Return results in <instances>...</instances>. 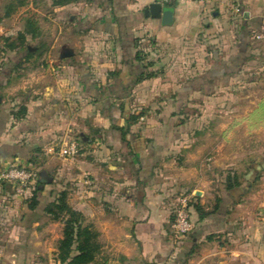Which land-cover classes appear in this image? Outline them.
<instances>
[{
	"label": "crops",
	"instance_id": "obj_1",
	"mask_svg": "<svg viewBox=\"0 0 264 264\" xmlns=\"http://www.w3.org/2000/svg\"><path fill=\"white\" fill-rule=\"evenodd\" d=\"M153 1L156 0H112L111 6L106 8L94 1L83 11L73 3L51 6L45 2L52 8L48 16L65 12L69 7L77 10L78 16L72 14V18H76L74 25L77 24L72 28L73 34L88 41L79 50L80 54L57 60V82L49 83L44 91L40 90L39 102L26 103L28 113L20 121L10 122L6 108L0 103V127L2 123L6 124L0 131V168L9 165L11 155L22 154L21 143L53 132L57 138L55 146L42 148L48 154L46 168L52 169L64 189L63 177L79 180L76 183L79 185L82 176L89 174L91 188L99 190L100 210L111 216L105 221V229L115 232L117 227L112 220H119L127 229V238L134 239L142 254L150 257L152 262L167 255L164 264H264V134L259 133L264 131V90L257 98L242 95L241 87L233 86L239 82L235 80L242 78V73L233 66L230 73L217 66L227 58L235 62L243 52L261 50L264 54V0H173L165 4L173 8L172 20L168 24H163L160 18L144 15L143 9ZM245 21L250 32L248 45L239 54L241 28ZM146 36L153 37L155 49L164 56L173 57L167 72L173 79L168 83L169 88L176 97L168 99L170 109L182 107L189 110L191 106H198L201 112H205L203 116L209 111L229 108L232 111V118L222 125L231 127L230 142L223 140L228 146L216 156L207 158L215 161L209 165L206 163L216 172L215 188L208 179H202L201 185H193L189 194L192 227L179 248L170 241L171 210L164 203L165 193H161L172 178L161 172L160 159L175 153L181 145L185 154H193L204 144L203 133H207L206 127L212 126L213 122L201 115L200 128L196 130L199 139L196 141L186 135L183 141L177 142L179 145L174 146L177 137L161 136L162 124L158 120L142 126L137 124L136 130L131 125L130 130L139 135L134 158L116 131L102 132L104 139L98 136L99 130H107L111 124L107 116L108 103L117 105L128 96V103L131 100V104H135L138 95L134 97V93L146 83L143 80L132 85V77L137 72L133 61L134 40L138 38L140 42ZM255 59L253 56L250 62H257ZM112 71L117 74L111 77L109 73ZM252 75L249 73L245 79L255 84L260 78L248 81ZM225 79L232 81L225 83ZM229 84L233 86L230 88L232 97L229 103H225L223 92ZM249 89L254 93L255 87ZM91 94L101 96L98 107L89 99ZM209 94H214V98ZM246 96L248 102L242 103L240 99ZM215 117L213 126L216 127L221 121L218 114ZM19 124L23 131L18 135L10 133V128ZM171 126L175 127L174 124ZM193 126L194 121H189L179 129L190 131ZM240 128H247L246 136L241 138L238 136ZM69 140H79L85 148L82 147L81 153L74 157L58 155V148ZM137 160H140L141 168ZM193 169L190 167L189 172ZM199 170L203 168L199 167ZM141 180L146 191L142 201L143 192L138 196L139 191L133 188ZM103 184L115 186L120 193L125 192L128 200L118 205L116 201L113 204L107 200L103 202ZM196 190L199 193L195 196L193 192ZM133 191L136 197L129 195ZM0 200L11 206L14 204L17 210L14 224L18 225L20 232L30 226V236L35 230L33 225L39 222L22 220L24 207L31 212L27 203L22 199L17 203L18 197L12 187L0 195ZM195 205L201 207L203 216ZM84 209L80 210L85 214ZM86 212L89 214L90 210ZM15 228L12 232H16Z\"/></svg>",
	"mask_w": 264,
	"mask_h": 264
},
{
	"label": "rangeland",
	"instance_id": "obj_2",
	"mask_svg": "<svg viewBox=\"0 0 264 264\" xmlns=\"http://www.w3.org/2000/svg\"><path fill=\"white\" fill-rule=\"evenodd\" d=\"M12 1L15 6L14 10L7 19L0 23V72L3 64L7 62L11 51L9 50L11 42L19 43V40L16 38L17 28L22 27L26 20L33 22L39 32L42 33L43 40L46 43V48L41 53L22 61L20 68L12 76V81L10 78L6 85L0 87V103L6 108L10 122L11 120L17 122V118L12 113L17 112L21 116L27 114L29 106L26 103L29 104L32 100L39 102L41 96L40 90L44 91L49 83L54 84L57 82L59 69L56 66V62L61 55L70 50L73 51L74 55L80 54L79 50H82L86 46V41L88 40L85 37H79L73 34L74 30L72 28L77 24L74 25L76 18H72V14L78 16L77 10L74 8L69 7V10L58 14L56 12L55 16L52 17L48 16L52 8L46 5L44 0ZM7 2H11V0H0V5ZM141 42L143 44L145 43V52L149 55V60L152 61V66L149 69L151 76L145 79L146 83L142 85V89L134 93V97L136 94L139 96L135 97V104L132 105L131 100H129V107L133 114L138 116L137 120L132 124V129L136 130L135 125L137 124L142 126L150 121L158 120L162 124V127H160L161 132H159L161 136H168L170 134L173 137H177L172 146L175 144L179 145L180 143L177 142L183 141V136L186 135H191L197 141L200 136L196 130L200 128V116H203L205 112H201L198 106H191L189 110H184L182 107L176 110L170 109L167 101L168 99L171 100L176 97L171 91L172 89L169 88L168 83H172L173 79L169 78L167 72L169 68L168 63H170L173 57L169 55L164 56L159 50L155 49V40L152 36H146ZM257 53L256 51L249 53L243 52L235 62H231V59L227 58L222 60L223 62L221 64L217 63L218 68L229 73L232 70V66L234 70H239L242 73V78L235 80L239 82H236L233 86L239 85L241 87L240 92L243 93L242 95L248 94L247 96L252 98L260 97L264 90V54L261 50H258ZM253 56L257 62H250ZM249 73L260 74V79L255 84H250L245 79ZM224 81L225 83H229L232 80L225 79ZM250 86L255 87L254 93L249 89ZM228 87L223 92V101L225 103H229L232 97V89H230L232 87L230 84ZM163 88L168 89H164V91ZM213 95L209 94L210 97L214 98ZM247 96L241 98L240 101L242 100V103H247ZM180 101L182 102V97ZM240 113L242 112L240 111ZM216 114H218L221 122L215 127L213 125ZM203 117L209 118L210 122H213V125L206 127V134L203 130L204 136L202 138H204V144L200 146L201 148L196 149L193 154H185L181 145L180 149H177L175 153L167 154V158L160 159L161 172H166L165 174L172 178L171 183L165 185L166 190L161 192L165 193L164 203L171 210V219L174 218L175 211L181 207L190 216L189 194L192 193L193 185H201L202 179H208L212 188H215L217 179L216 172L214 169H210V166H206V163L209 165L211 161H215L207 158L216 156L230 142L229 136L232 133L229 131L231 127L227 128L222 126L225 124V121L232 118L230 108L225 111H209L207 112V116L204 115ZM189 121H194L195 123V126L191 127L190 131H182L179 129L182 128L184 123ZM172 124L175 125L174 128L171 126ZM246 130L247 128H240L238 136L241 138L247 134ZM259 133L264 134V131L262 130ZM223 140L228 142L225 143ZM78 143L79 150L82 151V147L85 148V144H82V142ZM234 146H237V144H234ZM190 167L195 168L191 173L189 172ZM199 167H202L203 170L200 171ZM206 169L207 171L205 172ZM81 179L79 185H76L79 180L71 181V179L65 177L62 178V182L67 191V202L76 210L85 208L84 224L89 225L91 230L96 234L94 239L96 244L94 259L89 264H154L150 257L142 254L140 247L135 244L134 239L127 238V229L123 228L124 225H121L119 220H112L117 227L115 232L105 229V221L111 219V216L106 211L103 212L100 210L102 206L99 190L91 188L89 174L85 173ZM12 184L14 186V183ZM198 193L199 190L193 192L195 196ZM28 200L27 198H22L23 203H28ZM24 209L25 207L22 209L23 221L25 219L29 223H34L35 221L39 223L38 225H33L35 230H33L30 236L28 235L26 244L23 247L18 250L7 248L0 250V264H48L52 250L62 237V220H54L51 215L30 212ZM88 209L90 210L89 214L86 212ZM185 236L182 238L172 237L170 241L174 247L179 248ZM12 238L16 237L13 236ZM183 258L184 256L182 255L181 259Z\"/></svg>",
	"mask_w": 264,
	"mask_h": 264
},
{
	"label": "trees",
	"instance_id": "obj_3",
	"mask_svg": "<svg viewBox=\"0 0 264 264\" xmlns=\"http://www.w3.org/2000/svg\"><path fill=\"white\" fill-rule=\"evenodd\" d=\"M98 2L102 7L111 6L112 0H44L48 2L51 6H64L65 4L73 3L77 9L83 11L87 5L92 2ZM13 1L7 2L0 5V23L10 16V13L14 10ZM240 35V47L239 54L242 53L246 46L248 45L249 30L247 29V22H243ZM17 40L19 43L11 42L9 48L10 53L7 58V62L3 64L0 72V85H5L7 81L18 71L21 66L22 61H25L35 54L41 53L46 48V43L43 40V35L37 27L33 24L31 20H26L22 27L17 28ZM143 41V40H142ZM155 45V44H154ZM145 43L139 42L138 38L134 40V56L133 61L136 65V74L132 77V85L137 84L140 81L145 80L147 77L151 76L149 69L152 66V61L149 60V55L145 52ZM155 48V47H154ZM241 55V54H240ZM62 59H66L63 57ZM117 72L112 71L109 75L112 77L116 75ZM259 75H252L248 81L258 80ZM85 80V79H84ZM128 97V96H124ZM100 105L101 96L90 95L89 99ZM123 99L115 103H108L107 116L110 117L111 124L107 130L98 131V136L103 137L104 131H116L124 141L126 150L131 153V155L136 156L137 152V142L139 135L132 132L130 129L133 122L138 118L131 111L128 103V99ZM21 110V109H20ZM24 110V109H23ZM12 115L17 118V121L23 118L17 112L12 113ZM6 127L5 123L1 124L0 131ZM33 128V127H32ZM13 133L18 135L23 131L22 125H16L10 128ZM104 139V137H103ZM138 139V140H137ZM80 142L79 140H77ZM104 141V140H103ZM57 142L56 134L50 132L45 135H40L38 137L30 138L29 140L20 144L23 152L21 155H11L9 157L8 163L11 166L18 168H23L25 170H31L36 173V179L31 183L24 194H18L15 192L14 186L11 182L0 179V195L8 191L9 187H12L14 193L18 197L17 203L23 197L28 200V208L32 212H42L51 215L54 220L60 219L63 221L62 237L59 239L57 245L52 250L50 262L48 264H89L94 259V254L96 250V244L94 242L96 234L91 230L89 225L84 224V213L81 210H76L69 205L67 202V191L63 188L61 182H59L52 169L46 168V161L48 154L42 150L43 147L55 146ZM77 144V152L70 157H74L79 153V147ZM0 154H2V148L0 147ZM135 154V155H134ZM139 167L141 168L140 160H137ZM2 168H0V171ZM141 171H138L140 173ZM138 179L141 175L138 174ZM144 183L141 180L135 187V190L139 191L138 196L143 192L141 201L146 194L144 189ZM137 187V188H136ZM102 190V200L103 202H110L116 204L126 202L128 198L124 195L125 192H119L115 189V186H106L103 184L101 186ZM120 190V189H119ZM129 194V192H128ZM134 191L130 192L129 195L135 196ZM196 210L199 212L200 216H203L204 212H201V207L195 205ZM17 213L14 204L11 206L6 202L0 200V250L7 248L18 250L26 244V239L28 238V230L30 226L24 228L23 232H20L17 224H14L15 215ZM173 219H171L172 222ZM14 227L16 232H12ZM15 233V234H14ZM16 238H12V237ZM133 236L136 239V235L133 231ZM15 239V240H14ZM141 244L142 241L137 239ZM144 246L146 250L149 249L148 246ZM166 256H160L153 261L154 264H164Z\"/></svg>",
	"mask_w": 264,
	"mask_h": 264
},
{
	"label": "built area",
	"instance_id": "obj_4",
	"mask_svg": "<svg viewBox=\"0 0 264 264\" xmlns=\"http://www.w3.org/2000/svg\"><path fill=\"white\" fill-rule=\"evenodd\" d=\"M162 5L168 4L173 0H156ZM182 1H200V0H182ZM236 11H239L236 8ZM258 37V36H257ZM77 152V144L73 140L61 145L57 154L60 156H71ZM0 179L11 183H14L15 192L18 194H24L28 188V184L35 181V172L31 170H25L15 166L8 165L0 171ZM191 229V222L188 213L183 207L177 209L174 214V218L171 222V235L173 238L184 237Z\"/></svg>",
	"mask_w": 264,
	"mask_h": 264
},
{
	"label": "water",
	"instance_id": "obj_5",
	"mask_svg": "<svg viewBox=\"0 0 264 264\" xmlns=\"http://www.w3.org/2000/svg\"><path fill=\"white\" fill-rule=\"evenodd\" d=\"M143 13L147 17L160 18L163 24H168L172 20L173 8L171 6L162 5L157 1H153L143 9ZM73 55V51L65 52L61 55L63 57H70Z\"/></svg>",
	"mask_w": 264,
	"mask_h": 264
}]
</instances>
